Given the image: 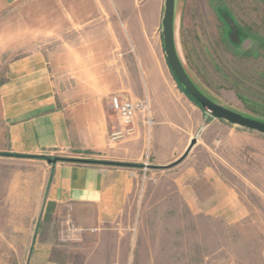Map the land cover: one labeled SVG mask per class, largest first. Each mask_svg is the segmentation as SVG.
Masks as SVG:
<instances>
[{
	"label": "crops",
	"instance_id": "0c3cea01",
	"mask_svg": "<svg viewBox=\"0 0 264 264\" xmlns=\"http://www.w3.org/2000/svg\"><path fill=\"white\" fill-rule=\"evenodd\" d=\"M21 1L0 0V13ZM19 35L0 34V264H239L229 232L262 222L249 195L264 199V137L249 138L250 158L243 146L204 168L189 157L195 146L174 190L138 211L140 168L119 165L176 162L196 136L183 106L206 113L184 92L160 96L143 66L134 80L129 51H102L79 33L60 51L16 54ZM114 94L150 100L149 133L140 115L129 128L111 116ZM65 223L77 241L60 242ZM242 247L264 248V235Z\"/></svg>",
	"mask_w": 264,
	"mask_h": 264
},
{
	"label": "rangeland",
	"instance_id": "374dc122",
	"mask_svg": "<svg viewBox=\"0 0 264 264\" xmlns=\"http://www.w3.org/2000/svg\"><path fill=\"white\" fill-rule=\"evenodd\" d=\"M164 11L165 0H23L0 13V34L20 33L14 53L21 54L46 48L60 51L80 42V33L84 41H101L102 51H129L127 66L132 78H142L143 66L158 85L160 96H183L164 50ZM175 23L177 50L194 83L219 104L264 122V0H177ZM112 39L116 40L114 49ZM183 107L190 129L196 130L198 143L189 157L198 167L204 168L216 157L238 159L237 149L243 146L247 152L242 158L251 157L248 149L255 142L249 138L258 134L215 120L204 110L208 118L200 119L191 107ZM110 114L117 117L112 108ZM150 130L147 126V133ZM189 157L170 170L140 168L131 205L140 211L156 202L152 194L173 191V180L190 165ZM168 177L170 181H164ZM249 199L261 205L262 222L245 221L241 229L229 232L230 255L237 256L241 264H264V248L242 247L255 235H264V199L257 194H250ZM70 226L65 223L60 242L67 231L71 234ZM257 227L262 233L254 231ZM197 235L207 245L208 233ZM75 241L76 233L74 240L64 243Z\"/></svg>",
	"mask_w": 264,
	"mask_h": 264
},
{
	"label": "water",
	"instance_id": "95a60500",
	"mask_svg": "<svg viewBox=\"0 0 264 264\" xmlns=\"http://www.w3.org/2000/svg\"><path fill=\"white\" fill-rule=\"evenodd\" d=\"M176 3L177 0H165V11L163 18V42L164 50L170 69L172 70L178 83L185 92L198 103L202 110L210 114L218 121L226 122L231 126L247 130L264 137V122L244 116L235 112L206 95L192 80L188 74L177 50L176 45ZM197 139H193L186 152L174 163L165 167H150L155 170H169L184 162L192 149L196 146Z\"/></svg>",
	"mask_w": 264,
	"mask_h": 264
},
{
	"label": "built area",
	"instance_id": "2783aa9c",
	"mask_svg": "<svg viewBox=\"0 0 264 264\" xmlns=\"http://www.w3.org/2000/svg\"><path fill=\"white\" fill-rule=\"evenodd\" d=\"M113 111L119 117L122 127L129 128L140 115L145 124L151 128L153 120L151 118V103L148 98L133 100L126 94H114L110 98ZM120 134V133H119ZM71 234L67 231L62 237V241L68 242L74 240L76 230L71 225Z\"/></svg>",
	"mask_w": 264,
	"mask_h": 264
},
{
	"label": "trees",
	"instance_id": "16d2710c",
	"mask_svg": "<svg viewBox=\"0 0 264 264\" xmlns=\"http://www.w3.org/2000/svg\"><path fill=\"white\" fill-rule=\"evenodd\" d=\"M177 84L183 89V92L188 96V94L185 92L184 88L178 83L177 79L175 78ZM192 102H194L197 106L200 107L198 103L195 102L194 99H192L190 96H188ZM201 108V107H200ZM57 161H65V159H56ZM119 166H129V167H135V168H141L140 165H119Z\"/></svg>",
	"mask_w": 264,
	"mask_h": 264
}]
</instances>
